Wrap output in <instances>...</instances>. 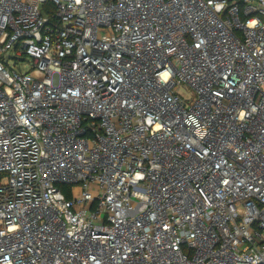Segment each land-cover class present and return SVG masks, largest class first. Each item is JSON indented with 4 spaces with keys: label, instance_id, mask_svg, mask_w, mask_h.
Listing matches in <instances>:
<instances>
[{
    "label": "built area",
    "instance_id": "1",
    "mask_svg": "<svg viewBox=\"0 0 264 264\" xmlns=\"http://www.w3.org/2000/svg\"><path fill=\"white\" fill-rule=\"evenodd\" d=\"M0 264H264V0H0Z\"/></svg>",
    "mask_w": 264,
    "mask_h": 264
},
{
    "label": "rangeland",
    "instance_id": "2",
    "mask_svg": "<svg viewBox=\"0 0 264 264\" xmlns=\"http://www.w3.org/2000/svg\"><path fill=\"white\" fill-rule=\"evenodd\" d=\"M182 94H184L186 98H188L190 95L189 92H187L186 90H182Z\"/></svg>",
    "mask_w": 264,
    "mask_h": 264
},
{
    "label": "trees",
    "instance_id": "3",
    "mask_svg": "<svg viewBox=\"0 0 264 264\" xmlns=\"http://www.w3.org/2000/svg\"><path fill=\"white\" fill-rule=\"evenodd\" d=\"M48 5H50V4H48ZM65 193L67 192V190H68V188H61Z\"/></svg>",
    "mask_w": 264,
    "mask_h": 264
}]
</instances>
